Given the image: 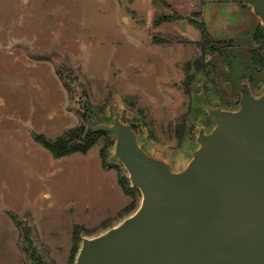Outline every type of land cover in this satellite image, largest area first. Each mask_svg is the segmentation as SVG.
Returning <instances> with one entry per match:
<instances>
[{
    "label": "rangeland",
    "instance_id": "obj_1",
    "mask_svg": "<svg viewBox=\"0 0 264 264\" xmlns=\"http://www.w3.org/2000/svg\"><path fill=\"white\" fill-rule=\"evenodd\" d=\"M259 27L243 0H0V264H74L83 238L141 202L113 134L60 157L33 134L118 119L181 171L243 82L264 93L245 47Z\"/></svg>",
    "mask_w": 264,
    "mask_h": 264
},
{
    "label": "water",
    "instance_id": "obj_2",
    "mask_svg": "<svg viewBox=\"0 0 264 264\" xmlns=\"http://www.w3.org/2000/svg\"><path fill=\"white\" fill-rule=\"evenodd\" d=\"M262 23L264 0H243ZM186 167L146 154L129 124L88 125L114 135V156L138 208L82 239L74 264H264V93L236 110H215Z\"/></svg>",
    "mask_w": 264,
    "mask_h": 264
},
{
    "label": "trees",
    "instance_id": "obj_3",
    "mask_svg": "<svg viewBox=\"0 0 264 264\" xmlns=\"http://www.w3.org/2000/svg\"><path fill=\"white\" fill-rule=\"evenodd\" d=\"M199 30L201 32L203 43H208L209 36L207 35L203 24L199 26ZM79 130L80 128L78 126L72 127L53 140L45 137L41 133L33 134V138L38 141L42 146L47 148L54 157H60L74 152L85 153L90 147H92L97 142L99 137L107 135L109 133L102 130L96 132L89 130L84 137H79ZM100 154L103 155V149H101ZM102 163L104 164V160H102ZM122 188L125 193L130 194V190L128 188L123 185ZM77 229L79 228H73V240H75L76 238L74 237V235H76Z\"/></svg>",
    "mask_w": 264,
    "mask_h": 264
},
{
    "label": "flooded vegetation",
    "instance_id": "obj_4",
    "mask_svg": "<svg viewBox=\"0 0 264 264\" xmlns=\"http://www.w3.org/2000/svg\"><path fill=\"white\" fill-rule=\"evenodd\" d=\"M262 30H263L262 27L254 29L253 34H252V38L254 40L251 41V44L245 46L247 48V52L249 53V60L251 64L257 68H260V66L262 65L264 61V35H263ZM248 71L249 73L252 72L251 70H248L247 68V72ZM245 79L246 80L249 79V76L245 77ZM245 95L252 96L250 94V91L247 88L246 82H243L242 83V93L238 100L239 104L241 102L242 97Z\"/></svg>",
    "mask_w": 264,
    "mask_h": 264
}]
</instances>
